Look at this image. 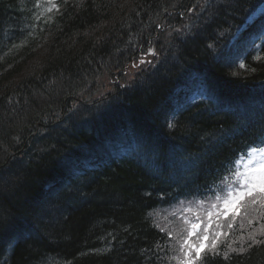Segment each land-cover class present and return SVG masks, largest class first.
Segmentation results:
<instances>
[{
    "label": "trees",
    "instance_id": "16d2710c",
    "mask_svg": "<svg viewBox=\"0 0 264 264\" xmlns=\"http://www.w3.org/2000/svg\"><path fill=\"white\" fill-rule=\"evenodd\" d=\"M55 4L0 0V264H176L167 232L264 145V0ZM245 204L207 264H264Z\"/></svg>",
    "mask_w": 264,
    "mask_h": 264
},
{
    "label": "snow or ice",
    "instance_id": "6c2138e0",
    "mask_svg": "<svg viewBox=\"0 0 264 264\" xmlns=\"http://www.w3.org/2000/svg\"><path fill=\"white\" fill-rule=\"evenodd\" d=\"M48 3L52 8L57 7L55 0H48ZM231 172L234 179L225 184L220 195L215 196L203 219L189 208L187 211L192 215L181 218L180 230L175 234L167 232L168 239L174 241L177 254L172 259L176 264H207L220 254L217 241L226 235L222 231L224 225L218 222L221 216L227 219L233 213L239 215L241 208L246 206V200L251 205L258 204L264 208V145L253 146L238 157ZM227 227L231 228V223Z\"/></svg>",
    "mask_w": 264,
    "mask_h": 264
},
{
    "label": "rangeland",
    "instance_id": "374dc122",
    "mask_svg": "<svg viewBox=\"0 0 264 264\" xmlns=\"http://www.w3.org/2000/svg\"><path fill=\"white\" fill-rule=\"evenodd\" d=\"M264 11V6L261 8V10L256 14L258 15L259 13ZM255 15V16H256ZM198 97V96H197ZM234 164L229 168L228 173L224 176L223 181L221 183H219L214 189H213V193L211 194L209 200L207 202L203 201V204H200L199 207L196 208H192L193 212H198L199 215L201 216V218L203 219L206 216V212L208 210H210V206L211 203L214 201L215 196L220 195L222 190L225 187V184L228 183V181L234 179V177L232 176V172L231 170L233 169ZM219 206V205H218ZM192 215V214H191ZM190 215V216H191Z\"/></svg>",
    "mask_w": 264,
    "mask_h": 264
}]
</instances>
